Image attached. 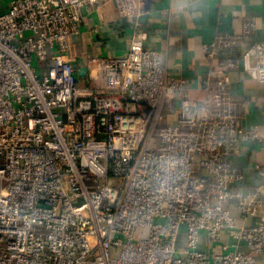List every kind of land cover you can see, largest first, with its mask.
<instances>
[{
    "label": "built area",
    "instance_id": "built-area-1",
    "mask_svg": "<svg viewBox=\"0 0 264 264\" xmlns=\"http://www.w3.org/2000/svg\"><path fill=\"white\" fill-rule=\"evenodd\" d=\"M3 1L0 264H257L264 164L243 194L233 159L247 141L264 152V129L237 112L229 72L264 83V40L211 65L250 37L254 19L203 44L196 100L145 43L149 0ZM105 1L131 20L127 51L71 61L83 9Z\"/></svg>",
    "mask_w": 264,
    "mask_h": 264
},
{
    "label": "crops",
    "instance_id": "crops-1",
    "mask_svg": "<svg viewBox=\"0 0 264 264\" xmlns=\"http://www.w3.org/2000/svg\"><path fill=\"white\" fill-rule=\"evenodd\" d=\"M149 1L152 11L141 17V28L148 32L145 43L159 50L160 58L168 64L173 76L187 78L192 99H201L205 94L200 78L207 74L209 59L203 52V44L211 42L219 33L240 34L250 19L255 21L250 37L217 53L211 65L228 58L240 61L252 41L264 40V0ZM82 13L80 32L70 38L68 59L82 62L89 55L118 56L127 51L132 23L118 16L111 1L85 7ZM82 70L87 73L84 67ZM229 73L237 112L245 113L247 123L264 129V83L253 80L242 68H233ZM257 162L264 164V152L258 149L257 143L245 142L241 156L233 159L244 174L237 191L244 194L262 183L263 179L253 168ZM230 209L238 216L234 204H230ZM240 222L252 224L254 219H240ZM257 264H264V249L257 257Z\"/></svg>",
    "mask_w": 264,
    "mask_h": 264
},
{
    "label": "rangeland",
    "instance_id": "rangeland-1",
    "mask_svg": "<svg viewBox=\"0 0 264 264\" xmlns=\"http://www.w3.org/2000/svg\"><path fill=\"white\" fill-rule=\"evenodd\" d=\"M8 1H9V0H4L3 2H4L5 4H7ZM162 124H164V121H161V125H162Z\"/></svg>",
    "mask_w": 264,
    "mask_h": 264
}]
</instances>
